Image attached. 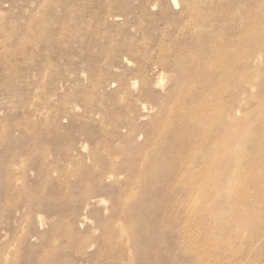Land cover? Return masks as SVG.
Wrapping results in <instances>:
<instances>
[{
    "label": "rangeland",
    "instance_id": "1",
    "mask_svg": "<svg viewBox=\"0 0 264 264\" xmlns=\"http://www.w3.org/2000/svg\"><path fill=\"white\" fill-rule=\"evenodd\" d=\"M236 1L0 0L2 261L8 252L6 264H129L125 255L103 258L107 248L100 240L119 192L127 189L126 175L117 182L98 181L114 187L99 195L106 203L94 208L89 197L97 186L92 181L97 168L77 166L64 151L86 142L89 148L80 149L83 156L97 150L113 167L127 164L147 142L146 128L157 122L166 94L175 86V63L159 75L160 62L170 61L172 52L188 58L202 48V42H179V33L191 34L193 29L185 28L195 20L206 21L199 30L207 32L210 25L228 29L215 22L220 15H254L255 6H231ZM6 52L13 55L5 58ZM143 65L148 67L145 88L136 77ZM249 95H257L256 100L237 113L248 121L264 92L251 88ZM90 161L85 159L86 166ZM263 202L252 203L246 214L239 212L228 229L222 221L216 224L213 238H221L213 240V248L202 244L197 251L208 256L205 264H264ZM88 214L91 220L81 225ZM153 249L148 264H187L192 259L180 257L169 227L154 235ZM139 256L132 264H144Z\"/></svg>",
    "mask_w": 264,
    "mask_h": 264
},
{
    "label": "bare ground",
    "instance_id": "2",
    "mask_svg": "<svg viewBox=\"0 0 264 264\" xmlns=\"http://www.w3.org/2000/svg\"><path fill=\"white\" fill-rule=\"evenodd\" d=\"M243 5L255 6L254 15L216 18V23L228 25V29H217L215 23L216 28L210 25L203 32L199 29L206 21L195 20L185 28H192L191 34L187 30L179 33V42H202V48L188 58L172 52L170 61L160 62L159 75L167 74L175 63V86L166 94L167 105L159 111L157 122L146 128L147 142L127 164L113 167L100 159L97 150L83 156L80 149L89 148L86 142L64 151V157L77 166L97 168L92 177L97 186L89 197L94 208L106 203L99 195L114 187L100 186L98 181L117 182L120 175H126L127 189L119 192L115 211L111 210L114 216L103 225L100 240L104 250L107 248L103 258L118 260L125 255L132 264L140 255L141 263L148 264L147 258L154 254V235L169 227L180 257L190 255L187 264H205L208 256L197 251L202 244L213 248V240L221 238H213L216 224L222 221L228 229L235 225L233 218L239 212L246 214L254 202L264 201V98L257 102L250 121L237 117L256 100L257 95H249L251 88L264 92V0H238L231 6ZM12 55L6 52L5 58ZM147 68L143 65L136 70L143 88L148 86ZM149 99L154 102L156 98L151 95ZM86 158L91 160L90 166H86ZM89 220V214L83 216L81 225ZM201 231L205 234L199 235ZM8 256L7 252L0 264L8 263ZM161 256L158 250L157 257ZM214 256L213 252L209 257Z\"/></svg>",
    "mask_w": 264,
    "mask_h": 264
}]
</instances>
